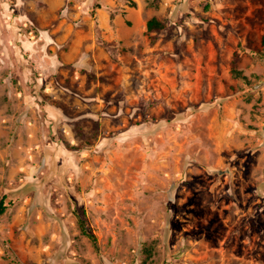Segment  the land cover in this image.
Instances as JSON below:
<instances>
[{"label":"rangeland","instance_id":"obj_1","mask_svg":"<svg viewBox=\"0 0 264 264\" xmlns=\"http://www.w3.org/2000/svg\"><path fill=\"white\" fill-rule=\"evenodd\" d=\"M1 200L0 264H264V0H0Z\"/></svg>","mask_w":264,"mask_h":264},{"label":"trees","instance_id":"obj_2","mask_svg":"<svg viewBox=\"0 0 264 264\" xmlns=\"http://www.w3.org/2000/svg\"><path fill=\"white\" fill-rule=\"evenodd\" d=\"M166 25L164 23H161L159 20H157L156 18H151L150 20H148L147 22V29L149 31L152 30H161V29H165ZM6 206L4 205V202L1 200L0 201V215L3 214V212L5 211ZM79 226L81 228V232L86 235L94 245H96V237L89 232L85 222L83 219L79 220Z\"/></svg>","mask_w":264,"mask_h":264}]
</instances>
